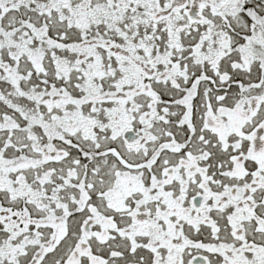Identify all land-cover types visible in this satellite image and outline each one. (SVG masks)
Listing matches in <instances>:
<instances>
[{"label":"snow or ice","instance_id":"snow-or-ice-1","mask_svg":"<svg viewBox=\"0 0 264 264\" xmlns=\"http://www.w3.org/2000/svg\"><path fill=\"white\" fill-rule=\"evenodd\" d=\"M0 264H264V0H0Z\"/></svg>","mask_w":264,"mask_h":264}]
</instances>
